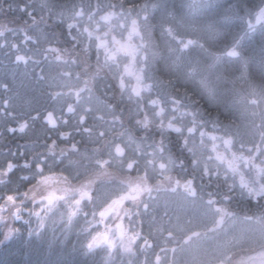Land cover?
I'll use <instances>...</instances> for the list:
<instances>
[{
	"label": "snow or ice",
	"instance_id": "snow-or-ice-1",
	"mask_svg": "<svg viewBox=\"0 0 264 264\" xmlns=\"http://www.w3.org/2000/svg\"><path fill=\"white\" fill-rule=\"evenodd\" d=\"M158 7L159 0H0V52L23 66L31 89L23 93L30 97L23 115L11 98L0 101L3 137L20 133L25 141L15 151L7 139L0 145V155L15 158L0 165V186H10L16 172L25 182L22 191L0 195V213H26L41 227L57 213L69 225L82 217L87 247L105 246L119 264H189L184 255L193 247L202 256L191 264H264V107L259 99L234 105L237 115L224 120L201 111L195 97L203 70L186 50L199 45L200 59L212 58L210 69L220 57L199 39L173 44L168 26L160 37L167 64L157 68L151 20ZM189 7L196 10L198 0ZM258 23L264 10L255 23L249 19V30ZM226 54L239 55L235 47ZM237 142L239 153L231 151ZM162 193L179 199L162 201ZM234 203L247 211L230 210ZM201 211L211 227H182V213ZM237 222L248 227L237 231Z\"/></svg>",
	"mask_w": 264,
	"mask_h": 264
},
{
	"label": "trees",
	"instance_id": "trees-1",
	"mask_svg": "<svg viewBox=\"0 0 264 264\" xmlns=\"http://www.w3.org/2000/svg\"><path fill=\"white\" fill-rule=\"evenodd\" d=\"M64 2H70V0H64ZM76 2L80 3V0H76ZM87 2L93 5H107L117 3L118 0H85V3ZM142 2L143 0H126V3ZM191 3L192 0H168V5L163 9L161 0H159V7L153 11L151 20L158 36L154 40L156 45L154 50L159 53V58H162L157 62L156 67L160 68L167 64V41L160 37L163 35L164 27H172L176 37L172 41L173 44L179 40L199 39L201 43L206 42L208 52L220 57L215 69H210L212 58L209 56L201 60L198 55L201 51L199 45H194L186 50V53L192 56L190 61L203 70L201 78L204 80V84L199 90V95L195 97L200 101L201 111H207L214 118L219 116L221 120H224L225 116L229 119L235 118L237 114L234 105H250L259 99L261 107H264V23L255 24L251 30L248 28L249 19L255 23L257 13L264 10V0H198L199 7L196 10L189 7ZM176 9L181 10L180 17H175ZM19 15V13H10L9 18ZM100 15H103V12ZM169 21L177 22L179 25H172ZM9 26L15 25L10 24ZM123 35L126 37L127 33L125 32ZM117 38L119 39L120 36L118 35ZM11 39L9 37V40ZM0 43H3V40H0ZM232 47L236 48L238 56L230 57L226 54ZM22 72L23 66L16 69L10 59L0 52V101L11 98L12 107L16 108L20 115H23L24 100L30 99L23 93L25 90L31 91ZM161 74L163 75V73ZM172 78L175 82V78ZM5 83H8L10 88L7 92L3 88ZM195 87L190 85V90ZM21 135L17 133L16 139H8L3 137V128H0V145L4 144L7 139L8 145L15 151L17 144L25 143L24 140L19 139ZM258 142L259 138L257 137ZM208 146L211 147L210 144ZM250 146L245 142V147ZM5 150L0 148V152ZM239 150L240 143L237 142L231 151L239 153ZM220 151L224 152L223 147L220 148ZM244 154L247 155V152ZM8 159L15 162L14 157L0 155V165L5 164ZM256 163L258 164L259 161ZM213 166L215 167V164ZM20 174V172L13 173L10 186H0V195L6 193L9 187L23 190L25 182L18 179ZM238 180L239 177H237ZM165 199L176 201L179 198L169 197L162 193L161 200ZM2 204L3 201L0 200V205ZM31 206L30 202L25 201L26 208ZM173 207L179 211L182 205L174 203ZM241 208L247 211L248 206L234 203L230 210L239 213ZM60 211H64V209L61 208ZM0 215L4 217L3 220H0V264H114L119 261L115 256L109 255L105 246L93 249L87 247L90 237L84 231L86 221L82 217H77L69 225L66 221L59 220V213H57L54 217L57 219L55 222L49 220L41 227L38 218L26 213L21 219L11 218L7 209ZM198 216L195 213L190 216L182 213V227L190 228L193 231H200L205 226L211 227L208 218L202 220ZM88 219L92 220V217L89 216ZM92 223L95 225L96 221L93 220ZM106 223L113 225L111 220ZM123 223L128 226L130 222L125 219ZM10 228L13 229L11 235L8 234ZM103 228L104 225L101 224L95 228L92 234H95V231H102ZM145 233H147V229H145ZM201 256L202 253L193 247L184 255V260L191 264L193 259Z\"/></svg>",
	"mask_w": 264,
	"mask_h": 264
},
{
	"label": "rangeland",
	"instance_id": "rangeland-1",
	"mask_svg": "<svg viewBox=\"0 0 264 264\" xmlns=\"http://www.w3.org/2000/svg\"><path fill=\"white\" fill-rule=\"evenodd\" d=\"M161 3H162V8L164 9V7L166 5H168V0H161ZM175 12H176L175 17H180L182 15V12H181L180 9H176ZM257 161H259V160H257ZM198 217L201 218L202 220L208 218V217L205 216L204 212L199 213V216ZM235 227H236V230L237 231H241L243 229H246L248 227V225L244 224L243 222H237L236 225H235ZM114 264H119V261L116 262V263H114Z\"/></svg>",
	"mask_w": 264,
	"mask_h": 264
}]
</instances>
